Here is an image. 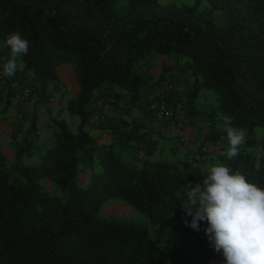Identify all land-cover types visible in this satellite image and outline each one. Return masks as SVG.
Masks as SVG:
<instances>
[{
	"label": "trees",
	"instance_id": "1",
	"mask_svg": "<svg viewBox=\"0 0 264 264\" xmlns=\"http://www.w3.org/2000/svg\"><path fill=\"white\" fill-rule=\"evenodd\" d=\"M205 1L206 9L199 0H0V56L10 57V33L30 44L21 69L0 79V103L8 108L17 81L33 104L27 125L12 121L11 160L0 152V264H223L204 248L206 222L199 232L187 227L192 218L179 205L185 186L202 184L217 163L264 188V0ZM159 56L168 62L154 74ZM63 64L76 81L65 109L77 122L71 128L59 107L41 142L35 109L60 94ZM167 82L181 86L168 91V107L195 132L194 149L179 159L155 156L176 116L156 123L150 95ZM202 90L214 91L216 103L198 107ZM100 98L111 99V108H97ZM224 115L246 135L231 160L222 155ZM205 123L203 141L220 150L208 159L196 144ZM85 170L80 186L76 176ZM113 200L168 234L112 220L101 207Z\"/></svg>",
	"mask_w": 264,
	"mask_h": 264
},
{
	"label": "clouds",
	"instance_id": "2",
	"mask_svg": "<svg viewBox=\"0 0 264 264\" xmlns=\"http://www.w3.org/2000/svg\"><path fill=\"white\" fill-rule=\"evenodd\" d=\"M10 57L3 64L2 74L12 78L18 70L17 58L27 55L29 41L19 32L5 39ZM228 148L222 153L227 159L236 158L245 143V131L232 126V118L224 115ZM178 197L179 193L176 194ZM186 216L187 227L199 232L200 222L209 246L223 256V264H264V188L249 182L239 170L223 163L212 165L203 182L185 186L179 205Z\"/></svg>",
	"mask_w": 264,
	"mask_h": 264
},
{
	"label": "rangeland",
	"instance_id": "3",
	"mask_svg": "<svg viewBox=\"0 0 264 264\" xmlns=\"http://www.w3.org/2000/svg\"><path fill=\"white\" fill-rule=\"evenodd\" d=\"M159 1L160 2H173L175 5L180 6L181 4H190V3L194 2L195 0H159ZM199 8L200 9L208 8L207 2L205 0H199ZM0 47H1V44H0ZM159 61H160V63L156 64L152 68V72L154 74H157L159 72V70L161 69V64L167 63L168 59L165 56H159ZM17 63L19 66L22 67V62L19 58H17ZM64 68L68 70L69 75H71V76L73 75V77H74L72 70L67 65H64V64L61 65L59 68L60 76H65L61 73V69H64ZM74 81H75V77H74ZM65 95H66L65 99L67 98V96L69 98L72 97V94L66 93ZM60 96H62V95L60 94ZM212 101H213V103H216V93L212 90H202L200 92L199 97H198L197 105H198V107H202V108L205 107L206 108V106ZM59 117L61 119H63L71 128L75 127V124L77 122V117L70 115L66 111L65 106L61 109V113H60ZM188 127L189 126L185 127L187 139L183 143L179 142V140L177 139L176 131L174 129H172L171 127L168 128L166 131H164L163 136L159 137L158 151H156L155 156H158V157L163 156V158H169V159H174V158L179 159V158L183 157V154L185 155L187 153L188 149H190V150L194 149V147H195V132H194V129H191ZM254 133L256 136H260L262 134V129L260 127H256L254 129ZM170 147L174 148L172 150L173 152H171ZM171 153L174 156V158L172 157ZM97 164L98 163H96V165ZM96 168H97V166H96ZM77 182H78V185H80V186L85 185V184H82L80 181H77ZM45 187L47 189H50V184L48 182H46ZM101 211L104 215L110 217L114 221L123 220V221H128V222L131 221L134 223L144 224V225L148 226V228L150 229V231L152 232V234L154 236H156L158 234H160V235H162V234L167 235L168 234L167 231L161 230L158 225L152 224L150 222L149 218L145 214L131 208L130 206H128L127 204H125L124 202H122L120 200H118V201L113 200V201L107 202L106 204H103L101 207ZM204 248L206 250H209V251H212L213 253H215L211 249V247L209 246L208 241H206V245L204 246ZM219 256L223 258L222 255H219Z\"/></svg>",
	"mask_w": 264,
	"mask_h": 264
},
{
	"label": "crops",
	"instance_id": "4",
	"mask_svg": "<svg viewBox=\"0 0 264 264\" xmlns=\"http://www.w3.org/2000/svg\"><path fill=\"white\" fill-rule=\"evenodd\" d=\"M159 58V57H158ZM61 65L57 66L56 72L58 75V78L60 80V84L62 85L60 94L62 96L56 95L51 99L49 104H46L44 106H39L37 109H35V122L38 125V132H39V139L41 142L47 141L48 134L42 130V126H44L47 122H49L50 118L55 116L57 113V109L59 107H64L66 104L67 99L69 97H66V93L72 94V97L75 96L77 86L76 81H74L73 75H69L67 69H61V73L65 76H60L59 68ZM21 69V66L18 65V70ZM65 77V78H64ZM62 97V98H61ZM71 98V97H70ZM32 100H26V101H17L14 98L11 99L10 105L8 108H5L3 110V104L0 103V152L4 155L6 160H11L13 157V151L10 146V139L8 136L9 131L12 127V121L16 119L23 120V124L27 125V119L23 117V115L26 114L27 111H30L32 109ZM61 113V112H60ZM189 126V125H187ZM188 128H192V126H189ZM173 132V131H172ZM91 133L93 134H99L98 130H93ZM174 133V132H173ZM106 136L99 137L98 140L105 139ZM90 171L85 170L82 172H79V174L76 176L77 181H80L82 184H85L89 178ZM46 182H44L45 184Z\"/></svg>",
	"mask_w": 264,
	"mask_h": 264
},
{
	"label": "built area",
	"instance_id": "5",
	"mask_svg": "<svg viewBox=\"0 0 264 264\" xmlns=\"http://www.w3.org/2000/svg\"><path fill=\"white\" fill-rule=\"evenodd\" d=\"M5 62H6V59L0 56V73H2L3 71L2 66ZM158 63L159 61H157V64ZM4 78L5 76L0 74V79H4ZM10 85L14 89H16L13 94L16 100L26 101L29 98L28 96L29 90L27 88H19L17 81H11ZM170 89L180 90L181 86L180 85L174 86L172 85V83L167 82L166 84H163L160 87H158V89L155 90L150 95L149 108L155 112V118H156L155 122L156 123H159L165 117H170L171 115L175 114L172 112V110H170V108L167 105L166 96L168 95L169 93L168 91ZM111 103H112L111 99L100 98L97 101L96 105H97V108H102V110L105 111L111 108ZM175 116L176 117H174L173 119H170L169 123H170L171 128L176 131V135L179 137V140L183 142L185 139H187V136H186V130L184 129L185 127H183V123H182L181 110L176 111ZM207 126H208L207 123L203 125V127L199 131V135H198L199 139L196 142V144L198 145L200 149L201 157L203 159H208L212 154L220 151L217 142L208 143V142L203 141V137H204V134L206 133Z\"/></svg>",
	"mask_w": 264,
	"mask_h": 264
}]
</instances>
